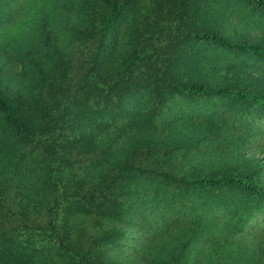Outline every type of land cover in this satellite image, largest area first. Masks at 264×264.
<instances>
[{"label":"trees","instance_id":"obj_1","mask_svg":"<svg viewBox=\"0 0 264 264\" xmlns=\"http://www.w3.org/2000/svg\"><path fill=\"white\" fill-rule=\"evenodd\" d=\"M231 9L264 21V0H57L52 36L43 11L0 81V264H120L129 231L130 264H264V247L228 248L264 217L263 170L243 134L231 157L211 147L227 118L264 119V41ZM160 214L187 229L145 255Z\"/></svg>","mask_w":264,"mask_h":264},{"label":"rangeland","instance_id":"obj_2","mask_svg":"<svg viewBox=\"0 0 264 264\" xmlns=\"http://www.w3.org/2000/svg\"><path fill=\"white\" fill-rule=\"evenodd\" d=\"M56 2L57 0H38V2L31 6L26 0H17L13 3V8H7L8 5L2 4L1 9L2 7L5 9L3 11L0 10V22L10 10L11 16L5 17L2 21L3 24L0 26L2 30L0 31V81L3 80L6 83L10 82V85H13L16 82L14 78L21 74L18 49L24 46L23 42L26 40V33L29 32L33 37L36 36L35 26L36 24L38 25V20L41 21L42 18L40 15L43 14V11L47 13L52 22L51 26H46L47 31L51 35L54 33V30H56L54 13ZM151 2L152 0H145V4ZM230 11L235 12L231 16V19L237 21L240 35L248 39H253L254 41H264V21L258 23V20H256L254 16H240L237 9H231ZM41 43L37 46L40 47L42 45L39 52L43 53V48L45 52V44ZM249 70H251L252 73H250L253 76L264 82V69L251 67ZM169 113L170 115H179L183 120L188 119L187 123L191 122V108L184 111L175 109L171 112L169 111ZM227 119L232 124L228 125L231 139L213 143L211 147L214 148L215 153L220 156L231 157L232 154H234L232 147L233 137H238L243 134L245 135V139L242 141L237 139V142L244 144V146L240 148L237 142H235V147L244 151L247 158H252L255 164L262 168L264 174V119L256 122L251 119L249 115H245V117H243V115H237V118ZM175 128L176 126L172 129ZM248 133L249 136H247ZM211 154L214 153H208L209 156ZM171 218L170 216L162 217V214H160L154 218L155 221L153 220V222H150L148 217V219H145V221L140 224V234H138V236L144 237L141 251L145 255L158 252V250L164 251L165 248L162 246L173 241L177 236L186 231V226L181 225V227H179L178 224L170 221L172 220ZM148 224H151V227ZM252 224L254 227L257 226L255 231H248L244 235L241 234V232L232 234L233 238L231 239L234 240L229 241L228 248L230 250L241 251L243 248H247L245 245L248 243H252L250 246L248 244V246L251 247V249H248L253 253L264 247V217L252 218L250 226ZM132 233V231H129L127 236L128 240L124 248L111 255L112 258L117 259L120 264H130L129 261H133L137 254L141 255L140 252H133V250H135V241H129L134 234ZM225 239L227 240V236H223V240ZM204 248L205 245L202 246V250H205ZM193 253L195 252L193 251Z\"/></svg>","mask_w":264,"mask_h":264}]
</instances>
